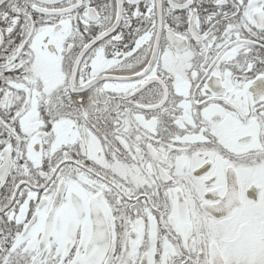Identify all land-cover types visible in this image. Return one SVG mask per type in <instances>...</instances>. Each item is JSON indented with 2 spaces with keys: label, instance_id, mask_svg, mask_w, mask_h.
<instances>
[{
  "label": "snow or ice",
  "instance_id": "1",
  "mask_svg": "<svg viewBox=\"0 0 264 264\" xmlns=\"http://www.w3.org/2000/svg\"><path fill=\"white\" fill-rule=\"evenodd\" d=\"M0 264H264V0H0Z\"/></svg>",
  "mask_w": 264,
  "mask_h": 264
}]
</instances>
